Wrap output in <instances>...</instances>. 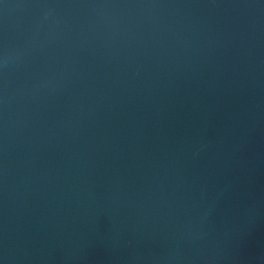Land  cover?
<instances>
[{
	"label": "water",
	"instance_id": "1",
	"mask_svg": "<svg viewBox=\"0 0 264 264\" xmlns=\"http://www.w3.org/2000/svg\"><path fill=\"white\" fill-rule=\"evenodd\" d=\"M0 264H264V0H0Z\"/></svg>",
	"mask_w": 264,
	"mask_h": 264
}]
</instances>
